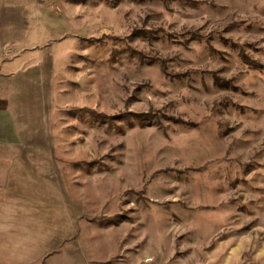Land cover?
<instances>
[{"label":"rangeland","instance_id":"rangeland-1","mask_svg":"<svg viewBox=\"0 0 264 264\" xmlns=\"http://www.w3.org/2000/svg\"><path fill=\"white\" fill-rule=\"evenodd\" d=\"M52 4L49 185L0 195V264H264V0Z\"/></svg>","mask_w":264,"mask_h":264},{"label":"crops","instance_id":"crops-1","mask_svg":"<svg viewBox=\"0 0 264 264\" xmlns=\"http://www.w3.org/2000/svg\"><path fill=\"white\" fill-rule=\"evenodd\" d=\"M61 14L50 0H0V195L10 203L21 204L27 195L42 193L49 185L48 172L34 165L42 158L22 152L21 135L29 99H37L38 106L48 90L57 95L59 77L54 66L64 65L54 62V51L45 54L51 42L43 43L42 31L49 19L54 24L63 22ZM30 35H36L34 42Z\"/></svg>","mask_w":264,"mask_h":264}]
</instances>
